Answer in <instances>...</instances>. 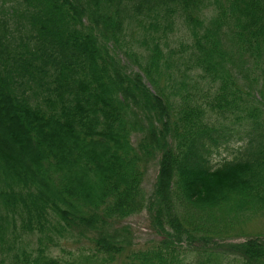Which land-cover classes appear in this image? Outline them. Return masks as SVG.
<instances>
[{"label":"trees","instance_id":"1","mask_svg":"<svg viewBox=\"0 0 264 264\" xmlns=\"http://www.w3.org/2000/svg\"><path fill=\"white\" fill-rule=\"evenodd\" d=\"M144 209L162 238L128 251ZM258 215L264 0H1L0 264L83 239L78 264H264V236L229 242Z\"/></svg>","mask_w":264,"mask_h":264},{"label":"rangeland","instance_id":"2","mask_svg":"<svg viewBox=\"0 0 264 264\" xmlns=\"http://www.w3.org/2000/svg\"><path fill=\"white\" fill-rule=\"evenodd\" d=\"M184 33V27L178 26L174 37H180ZM251 88L254 90L253 94L258 97L257 92L260 89H258L256 86H253ZM238 134L234 133V135L231 137V140L227 144L221 145L219 150H217L212 155V162L214 164L221 163L223 159L232 158V156L236 153V150L243 147L244 140L239 139ZM157 163V161L153 163L150 162L148 165H146L143 185L145 191L148 194L151 193L156 180L158 172ZM119 224L129 227L126 230L128 241L131 242L128 251L147 249L155 242L160 241L162 238V233L156 226H154L150 210L148 209H144L139 213L133 214L123 219ZM236 227L237 229L231 233L232 236L230 237L229 242H240L242 240L244 241L251 236H264V215L251 216L250 219L239 223V225H237ZM28 239L30 240H27L28 242H34L33 238ZM81 245H84L86 248L89 247L88 241L86 239L62 241L59 247L53 250L52 254L55 257H61L63 260L68 261L70 264H78L77 255H79L78 251L81 249ZM122 258L125 260V255H123ZM116 264L118 263L116 262Z\"/></svg>","mask_w":264,"mask_h":264}]
</instances>
